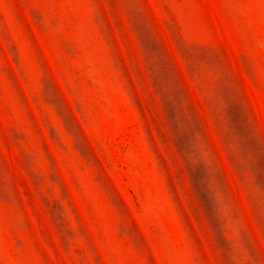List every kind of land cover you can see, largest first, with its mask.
Here are the masks:
<instances>
[{"label":"rangeland","instance_id":"rangeland-1","mask_svg":"<svg viewBox=\"0 0 264 264\" xmlns=\"http://www.w3.org/2000/svg\"><path fill=\"white\" fill-rule=\"evenodd\" d=\"M0 264H264V0H0Z\"/></svg>","mask_w":264,"mask_h":264}]
</instances>
